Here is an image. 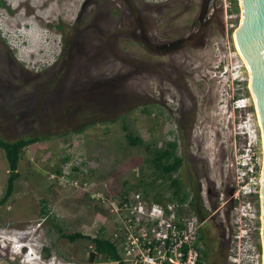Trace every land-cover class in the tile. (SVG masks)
I'll return each mask as SVG.
<instances>
[{"label":"rangeland","instance_id":"1","mask_svg":"<svg viewBox=\"0 0 264 264\" xmlns=\"http://www.w3.org/2000/svg\"><path fill=\"white\" fill-rule=\"evenodd\" d=\"M5 1L11 10L0 9V53L10 50L11 60L0 73H11V86L0 85V113L12 110L1 104L13 95L10 103L27 104L28 116L0 121V134L47 137L26 147L16 190L0 204V264H116L91 258L92 243L61 236L51 218L65 232L108 236L116 222L111 202L146 189L164 201L175 176L201 207H216L232 179L235 123L255 109L252 99L234 109L238 93L251 96L246 67L241 84L225 73L228 63H241L234 36L241 4L229 16L230 0ZM129 132L145 143L131 144ZM172 140L184 164L162 175L151 152ZM8 174L0 148V198ZM218 220L216 230L212 221L202 229L215 244ZM212 251V262L215 254L224 264L225 250Z\"/></svg>","mask_w":264,"mask_h":264},{"label":"built area","instance_id":"2","mask_svg":"<svg viewBox=\"0 0 264 264\" xmlns=\"http://www.w3.org/2000/svg\"><path fill=\"white\" fill-rule=\"evenodd\" d=\"M235 4L229 1V16L238 12ZM238 54L241 63L225 66V73L235 84L247 80L241 72L245 67L250 73L239 51ZM249 92L251 96L238 93L234 97V109L249 107L251 99L255 109H249L235 123V139L239 143L230 159L232 179L227 187L220 188L216 207L204 203L205 216L202 217L190 190L186 197L173 192L164 201L151 199L143 191L135 190L118 202H111L110 209L116 219L111 238L121 253V259L114 261L116 264L120 261L123 264H211L213 256L204 255L207 244L202 229L216 214L223 226L219 246L225 250L224 264H264V135L251 88ZM255 114L257 123L254 122ZM231 187L234 188L232 194L228 191Z\"/></svg>","mask_w":264,"mask_h":264},{"label":"trees","instance_id":"3","mask_svg":"<svg viewBox=\"0 0 264 264\" xmlns=\"http://www.w3.org/2000/svg\"><path fill=\"white\" fill-rule=\"evenodd\" d=\"M3 0H0L2 2ZM235 10L239 11L240 6L237 0H235ZM123 128L128 130V125L124 122ZM47 136L42 133H30L26 135L19 136L14 139H8L3 137L0 134V148H2L5 152V156L7 158L9 164V174L7 178V185L4 194L0 198V204H5L7 200L13 195L16 190V183L21 176V172L19 170L20 159L26 149L27 146L35 144L36 142L46 138ZM128 141L131 144L138 145L144 144L143 138L139 135L134 134L133 132H129L127 134ZM149 150V145L146 146ZM152 156L150 157V161L152 165L161 172L162 175H169L173 176L184 164V157L178 153V142L175 140L168 141L164 147H160L151 152ZM171 188H173L174 195L186 197L189 194V191L185 190V186L180 180L178 176H175L171 179L169 184ZM191 188L194 191H198L196 187V183L192 181ZM146 194H148V190L146 189ZM199 194V195H198ZM127 194H125L126 196ZM198 196H201L200 193H197ZM124 196V197H125ZM198 197H195L194 204L199 212V214L204 217L205 211L204 208L201 207L202 204L200 203ZM42 214L49 217V209L45 204L42 208ZM53 225L58 229L61 236L67 237L71 241H76L78 239H88L92 243V250L90 252L91 258H95L97 255L101 254L104 255L110 261H118L121 259V253L116 245V243L112 240L111 234L106 236L102 233H97L96 235L85 234L81 231L76 232H65L62 226L56 221L54 216L51 218ZM214 224L215 230L216 223L215 221L211 220ZM210 221V222H211ZM101 230V229H100ZM103 230V229H102ZM203 233V232H202ZM203 237L206 240L207 250L205 251L204 255L208 258L213 256V251L215 248V242L212 238L208 239L205 237L203 233ZM217 252V249H215ZM214 254V260H215ZM221 259L224 258L223 253H219L218 255ZM218 257V258H219ZM211 261V264H222V261L215 260ZM120 264H123L121 261Z\"/></svg>","mask_w":264,"mask_h":264},{"label":"water","instance_id":"4","mask_svg":"<svg viewBox=\"0 0 264 264\" xmlns=\"http://www.w3.org/2000/svg\"><path fill=\"white\" fill-rule=\"evenodd\" d=\"M241 5L242 19L239 27L235 30V35L240 52L250 66L251 85L256 94V105L260 112L264 135V0H241ZM206 10H209V6ZM232 174L235 177L234 167H232ZM228 191L232 194L234 188L231 187ZM262 212L264 240V167ZM220 245H223V242Z\"/></svg>","mask_w":264,"mask_h":264},{"label":"flooded vegetation","instance_id":"5","mask_svg":"<svg viewBox=\"0 0 264 264\" xmlns=\"http://www.w3.org/2000/svg\"><path fill=\"white\" fill-rule=\"evenodd\" d=\"M2 7H7L8 9L11 10V8L6 4L5 0L0 2V9ZM168 47H170V46L169 45H157L156 49L159 51H162V49H166ZM5 48H6V46H5ZM10 53H11L10 50H6L5 55H2V53H0V65L1 66L5 65L6 61L11 60L10 59L11 58ZM10 75H11L10 72H9V74L0 73V85L7 86L9 88V86H11V84L6 83L7 82L6 77L7 76L9 77ZM13 97L14 96L11 95L9 100L5 104H1V106L6 107L8 109H12L13 111L9 110V111H4V112L0 113V121L14 123V122L25 121L27 119L28 115L23 110V108L28 107L27 104L18 103V102L17 103H14V102L10 103V101ZM215 249H217V251L223 250V248L219 246V243H217Z\"/></svg>","mask_w":264,"mask_h":264},{"label":"bare ground","instance_id":"6","mask_svg":"<svg viewBox=\"0 0 264 264\" xmlns=\"http://www.w3.org/2000/svg\"><path fill=\"white\" fill-rule=\"evenodd\" d=\"M49 7H50V6H49ZM234 36H235V42H236L237 49H238V51L240 52V49H239V46H238V43H237V39H236V35H235V33H234ZM240 54H241V52H240ZM241 55H242V54H241ZM242 56H243V55H242ZM243 58H244V56H243ZM244 60H245V62L247 63L249 69H250V66H249L247 60H246L245 58H244ZM250 72H251V71H250ZM251 83H252V76H251V73H250L249 86L251 87V90H252V93H253V96H254V98H255V102H256V94H255V92H254L253 89H252V85H251ZM256 106H257V105H256ZM258 114H259V120H260V123H261V125H262V120H261V116H260V112H259V110H258Z\"/></svg>","mask_w":264,"mask_h":264},{"label":"clouds","instance_id":"7","mask_svg":"<svg viewBox=\"0 0 264 264\" xmlns=\"http://www.w3.org/2000/svg\"><path fill=\"white\" fill-rule=\"evenodd\" d=\"M26 248L28 249L27 245H26ZM26 248H25V249H26Z\"/></svg>","mask_w":264,"mask_h":264}]
</instances>
